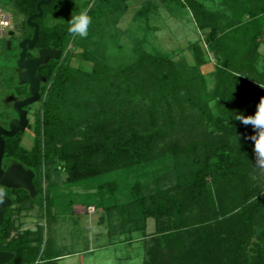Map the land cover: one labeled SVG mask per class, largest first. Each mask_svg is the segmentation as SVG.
I'll return each instance as SVG.
<instances>
[{
    "label": "trees",
    "instance_id": "1",
    "mask_svg": "<svg viewBox=\"0 0 264 264\" xmlns=\"http://www.w3.org/2000/svg\"><path fill=\"white\" fill-rule=\"evenodd\" d=\"M11 1L16 13L28 20L37 13L41 0ZM175 1L191 12L207 49L218 62L214 90L208 92L202 75L183 80L174 63L162 55H143L120 72H111L92 60L86 61L95 63L93 71L86 73L64 60L41 66L39 73L46 83H42L41 107L35 113L33 147L22 145L24 133L4 138L8 165L18 163L33 171L37 191L32 197L24 189L2 188L12 205L0 228V251L15 255L11 264H57L54 262L62 258L51 255L48 248L42 252L40 232L27 230L11 239L14 217L27 205L41 207L48 199L42 191L43 167L62 165L73 187L118 172L129 175L169 157L176 172L174 185L144 196L137 183L127 193L128 200L120 203L115 200L121 187L108 181L98 186L103 203L97 210L109 218L116 213L121 219L118 228L128 233L146 231L148 220L154 219L156 231L146 264H264V171L253 167L254 144L248 137L255 134L254 129L235 120L236 113L253 115L264 96V88L258 84H264V63L260 66L264 60L260 51L264 0H222L220 6L233 11V17L227 18L200 0ZM127 2L53 0L42 6L43 16L35 20L40 25L36 48L66 52L70 36L64 19L68 8L76 14L89 8L94 24L105 12H124ZM49 18L57 23L46 25ZM25 25L29 27L28 22ZM30 29L25 38L32 37ZM194 52L199 59L201 49ZM127 75L135 78L132 84L126 81ZM10 80L15 82L10 95H29L17 76ZM82 81L88 90L99 86L110 93L80 102L76 93ZM72 101L75 109H69ZM8 115L0 113L7 121ZM185 128L191 132L188 137L180 135ZM107 195L112 204H105ZM49 204L53 205V199L49 198ZM47 213V220L53 221V213ZM108 234L117 235L112 224ZM255 237L261 241L257 247L260 254L251 258L248 254Z\"/></svg>",
    "mask_w": 264,
    "mask_h": 264
},
{
    "label": "rangeland",
    "instance_id": "2",
    "mask_svg": "<svg viewBox=\"0 0 264 264\" xmlns=\"http://www.w3.org/2000/svg\"><path fill=\"white\" fill-rule=\"evenodd\" d=\"M200 1L214 12L224 13L225 18L233 17L232 10L220 6L223 4L222 0ZM127 5L124 12H105L98 23L91 22L87 38L70 37L66 52L61 54L59 60L69 61L73 68L85 73L92 72L95 63L108 66L111 72H120L123 67L131 68L138 63L143 55H162L174 63L178 75L183 80L202 75L206 80L208 92L211 93L215 88L214 74L218 62L214 54L207 49L204 35L195 25L191 12L175 0H128ZM92 6L94 1L90 8ZM0 10L9 16L10 21L9 27L0 31V37L4 34L0 38V113L8 112L14 116L13 109L11 110L4 100L15 90V82L13 84L10 77L19 76V72L14 70L17 67L16 57L19 53L18 40L28 36L32 27L25 25L27 20L16 13L11 0H0ZM67 11L64 19L66 23L72 14H76L71 7ZM56 23L57 21L51 18L46 21V25L49 26ZM11 32L18 40L11 39ZM195 49L202 51L199 59L195 56ZM260 51L264 56V44ZM263 63L264 60L260 66ZM125 78L129 84L135 79L129 75ZM196 81L199 84L202 82L201 79ZM18 84L24 87L20 82ZM80 85L81 89L76 93L77 96L75 95L80 102L91 101L110 93L99 86H93L88 90L84 81ZM46 97L47 93L44 98ZM74 102H70L69 109L76 108ZM40 107V102L30 107L31 127L24 133L22 142L26 149L33 147L35 113ZM212 107H216L215 103ZM190 134L187 128L180 133L182 137H188ZM112 180L121 187L115 201L122 203L128 200L127 193L137 183L141 184L144 196L153 193L157 188L166 189L174 185L176 172L173 169L172 157H169L162 162L136 169L129 175L118 172L100 180L84 181L72 187L67 182V174L62 165L43 167L42 191L48 199L41 207L30 208L27 205V209L21 215L14 217L15 228L11 239L27 230L40 232L43 238L42 252L48 248L51 255H62L60 260L54 262L57 264H146L150 259L151 237L156 231L154 219L148 220L146 231L128 233L118 228L121 219L116 213L114 218H109L106 212L101 213L102 210H97V205L103 203L97 194L98 186ZM49 198L53 199L52 206L49 204ZM106 198L105 204L113 203L109 195ZM49 210L54 215L51 222L47 220ZM101 214L105 216L104 221L100 220ZM109 224L115 227L117 235L111 237L108 234ZM259 235L258 232L257 236ZM258 245H261V241L255 237L248 254L251 258L260 254Z\"/></svg>",
    "mask_w": 264,
    "mask_h": 264
},
{
    "label": "water",
    "instance_id": "3",
    "mask_svg": "<svg viewBox=\"0 0 264 264\" xmlns=\"http://www.w3.org/2000/svg\"><path fill=\"white\" fill-rule=\"evenodd\" d=\"M53 0H41L37 5V13L28 18L27 22L34 29L31 39L23 40L19 48L21 53L17 61V69L19 71V82L21 85L29 86L30 96L24 100L16 101L11 97L14 103V111L18 118L11 121L9 130L0 127V187L9 190H26L32 197L37 195L34 185L35 174L33 171L25 170L20 165H11L7 171L2 167L5 156L4 137H13L18 133H25L29 129V119L27 107L39 103L41 100V84L46 81L38 74L41 66L47 64L51 60H59L61 52L55 49H44L40 51L39 57L28 58V52L33 51L40 36V25L35 22L36 19L43 16L42 6L49 5ZM14 33H11L13 36ZM11 44L9 43V47ZM12 201L5 195L0 194V228L4 225L6 210L11 207ZM15 255L10 252L0 251V264H10L14 260Z\"/></svg>",
    "mask_w": 264,
    "mask_h": 264
},
{
    "label": "clouds",
    "instance_id": "4",
    "mask_svg": "<svg viewBox=\"0 0 264 264\" xmlns=\"http://www.w3.org/2000/svg\"><path fill=\"white\" fill-rule=\"evenodd\" d=\"M88 12L89 8H85L79 14L71 15V19L67 21V31L70 37L87 38L88 29L92 22V18L88 15ZM258 84L261 88H264V84ZM235 120L240 121L245 126L251 125L254 129L255 134L248 137L254 144L253 150L256 160L253 167L264 171V96L260 97L253 115L246 116L242 113H236ZM2 193L3 189H0V194Z\"/></svg>",
    "mask_w": 264,
    "mask_h": 264
},
{
    "label": "flooded vegetation",
    "instance_id": "5",
    "mask_svg": "<svg viewBox=\"0 0 264 264\" xmlns=\"http://www.w3.org/2000/svg\"><path fill=\"white\" fill-rule=\"evenodd\" d=\"M11 33H13V32H11ZM33 34H34V29H33ZM33 34H32V37H33ZM10 37H11V39H12V38H17L15 35L10 36ZM32 37H30V38H24V39L18 40V44L20 45V43H21L23 40H25V39H31ZM12 40H16V39H12ZM9 43L12 44V41H10ZM36 45H37V44H36ZM17 46H18V45H17ZM18 47H19V46H18ZM43 50H44V49H43ZM40 51H41V50H38V49L35 47V49H34L33 51H29V52H28V58L31 59V58L39 57V55H40ZM57 51H58V50H57ZM60 52H61V54H62V51H60ZM20 53H21V50L19 51L18 54L20 55ZM18 60H19V57L17 58V61H18ZM14 70L17 71V72H19L18 69H17V67H15ZM39 70H40V69H39ZM38 74L40 75L39 71H38ZM18 75H19V74H18ZM41 87H42V84H41ZM27 88H28V92H29V86H27ZM29 96H30V94H29V95H26V96H24V97H21V98H16V96H14V95H8V97L4 100V102L8 105L9 108H11V110L13 109L12 113H15L14 108H13V107H14V103H15V101H11L10 98H11V97H14L16 101H20V100H24V99L28 98ZM31 106H32V105H31ZM31 106H29V107L26 108V110L28 111V119H29V113H30V107H31ZM15 115H16V116H15ZM8 118H9V121H7L4 117L1 118V116H0V127L4 128V129H6V130H9V125H10L11 121L17 119V118H18V115H17L16 113L14 114V116H11V115L9 114V115H8ZM29 126H30V119H29ZM30 127H31V126H30ZM30 127H29V128H30ZM4 138H5V137H4ZM13 164H15V165H20V164H18V163H11V164L8 165V160H6V158H5V156H4L2 167H3V169H4L5 171H7V169H8L11 165H13ZM20 166H21V165H20ZM0 189H2V187H0ZM2 194L5 195L4 192H3ZM5 196H6V195H5Z\"/></svg>",
    "mask_w": 264,
    "mask_h": 264
},
{
    "label": "built area",
    "instance_id": "6",
    "mask_svg": "<svg viewBox=\"0 0 264 264\" xmlns=\"http://www.w3.org/2000/svg\"><path fill=\"white\" fill-rule=\"evenodd\" d=\"M9 16L5 13H3L0 10V31L2 32L4 29L9 27ZM4 35V34H3ZM3 35H1L0 38L3 37ZM36 264H39V262H37Z\"/></svg>",
    "mask_w": 264,
    "mask_h": 264
}]
</instances>
